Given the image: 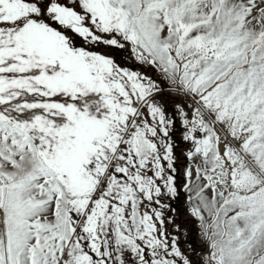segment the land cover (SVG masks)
Segmentation results:
<instances>
[{"label": "snow or ice", "instance_id": "snow-or-ice-1", "mask_svg": "<svg viewBox=\"0 0 264 264\" xmlns=\"http://www.w3.org/2000/svg\"><path fill=\"white\" fill-rule=\"evenodd\" d=\"M0 264H264V0H0Z\"/></svg>", "mask_w": 264, "mask_h": 264}, {"label": "rangeland", "instance_id": "rangeland-1", "mask_svg": "<svg viewBox=\"0 0 264 264\" xmlns=\"http://www.w3.org/2000/svg\"><path fill=\"white\" fill-rule=\"evenodd\" d=\"M127 52H122L119 54L118 61L123 64L124 57H127ZM168 108L171 109L175 103H179L178 99L173 97H164L163 98ZM177 143L180 147L177 148V155H179L180 150L185 147L184 143L179 140V133L176 134ZM182 163L183 158L181 157V161L178 162L177 167L180 169L182 173ZM178 187L182 188L183 185V176L178 175L177 178ZM186 193L181 192L178 198H174L169 200L167 197L164 198V203L170 204L172 208H175V212H171L165 210V226L167 232L171 235H178L181 248L187 249L189 244H192L194 247L199 248V237H198V229L194 218L190 217L187 213V204L185 201ZM171 217L174 219L175 224L168 223V218ZM176 225H179V232L176 230Z\"/></svg>", "mask_w": 264, "mask_h": 264}]
</instances>
